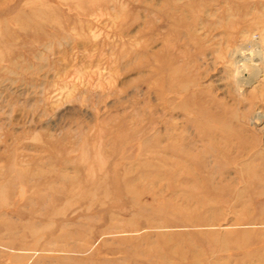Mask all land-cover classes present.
Returning a JSON list of instances; mask_svg holds the SVG:
<instances>
[{
  "label": "rangeland",
  "instance_id": "374dc122",
  "mask_svg": "<svg viewBox=\"0 0 264 264\" xmlns=\"http://www.w3.org/2000/svg\"><path fill=\"white\" fill-rule=\"evenodd\" d=\"M0 264H264V0H0Z\"/></svg>",
  "mask_w": 264,
  "mask_h": 264
},
{
  "label": "bare ground",
  "instance_id": "6f19581e",
  "mask_svg": "<svg viewBox=\"0 0 264 264\" xmlns=\"http://www.w3.org/2000/svg\"><path fill=\"white\" fill-rule=\"evenodd\" d=\"M253 45V44H252ZM253 47V46H252ZM256 47V46H255ZM244 49V48H243ZM256 49V48H255ZM253 50V49H252ZM257 51H258V49H257ZM245 52H246V50H245ZM249 52V51H248ZM252 52V51H251ZM251 52H249V53H251ZM249 59V58H248ZM236 60V59H235ZM247 60V59H246ZM243 60H238L236 63H241ZM249 61V60H248ZM235 63V64H236ZM242 65V64H241ZM242 67V66H241ZM187 68V67H186ZM238 68V67H237ZM199 69V68H198ZM238 69H240V68H238ZM172 79V78H171ZM173 82V81H172ZM187 89V88H186ZM199 109H201V108H199L198 106L197 107H195V106H193L192 105V108H191V111L193 112V113H196V114H199V112L197 113V111L199 110Z\"/></svg>",
  "mask_w": 264,
  "mask_h": 264
}]
</instances>
